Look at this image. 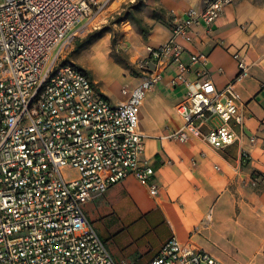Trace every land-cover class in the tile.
<instances>
[{
  "label": "built area",
  "instance_id": "1",
  "mask_svg": "<svg viewBox=\"0 0 264 264\" xmlns=\"http://www.w3.org/2000/svg\"><path fill=\"white\" fill-rule=\"evenodd\" d=\"M109 1L0 2V264H118L84 205L128 177L156 195L137 127L147 93L166 73H172L170 87L184 91L174 109L181 127L170 139L196 138L214 150L237 140L243 115L232 86L217 89L201 57L177 41H189L194 25L210 31L231 0H210L189 9L184 20L173 19L168 42L148 49L154 68L121 105L62 59L73 30L94 22ZM210 117L221 124L209 125ZM147 264L219 263L171 237Z\"/></svg>",
  "mask_w": 264,
  "mask_h": 264
},
{
  "label": "crops",
  "instance_id": "2",
  "mask_svg": "<svg viewBox=\"0 0 264 264\" xmlns=\"http://www.w3.org/2000/svg\"><path fill=\"white\" fill-rule=\"evenodd\" d=\"M208 1L128 0L135 5L127 10L148 28L146 38L130 21L115 27L116 51L124 52V63L107 59L105 40L89 46L92 56H99L112 73L110 78L93 79L86 66L75 65L113 105H121L144 71L154 68L148 49L168 42L173 19L184 20L189 9L200 10ZM177 41L186 53L201 57L217 89L232 86L243 115L237 140L214 150L196 138L184 143L170 139L181 127L174 109L184 91L170 87L168 72L147 93L138 116L137 129L144 136L142 160L154 170L150 185L156 195L128 177L106 193L92 195L84 212L118 264H147L171 237L219 264H264V0H231L210 31L194 25L189 41ZM105 220L123 230L137 227L136 237L144 244L138 246L127 236L125 247L113 250L115 234L105 231L101 236Z\"/></svg>",
  "mask_w": 264,
  "mask_h": 264
},
{
  "label": "rangeland",
  "instance_id": "3",
  "mask_svg": "<svg viewBox=\"0 0 264 264\" xmlns=\"http://www.w3.org/2000/svg\"><path fill=\"white\" fill-rule=\"evenodd\" d=\"M1 1L2 0H0V2ZM132 5H135V3ZM132 5L128 3V0H110L107 4L106 10L99 17H97L94 22L82 23L73 30V33L68 38L67 44L63 51L62 59L67 61L70 59V62L74 64L78 63L86 66L89 69V73L93 79L97 77H112V73L104 64L103 60L99 56H92L93 54L89 46L99 42L103 43L105 40L107 48L104 54L106 55L107 59L109 58L110 60L124 63V52L120 51V49H118V52L116 51V47L118 46V33L115 27L124 21H130L127 19V16L132 17L133 13L132 11H128L127 7ZM125 11L128 12V15L123 18L122 14H124ZM88 36L93 37L88 43H84V40ZM79 44H81V46L77 48L76 46ZM209 122L216 127L221 124V121L217 117L211 118ZM64 173L69 177L75 176V172L73 171L66 170ZM105 221L107 222V220ZM109 224H111V222H107L106 225L103 226L101 229V236L104 234L107 235V233L115 234V238H113L111 246L113 250L116 248H124V242L127 236L136 240V245L138 246L144 244L143 238L140 236L136 237L137 227H131L128 230H123L115 226H110ZM129 249L126 251H129Z\"/></svg>",
  "mask_w": 264,
  "mask_h": 264
},
{
  "label": "trees",
  "instance_id": "4",
  "mask_svg": "<svg viewBox=\"0 0 264 264\" xmlns=\"http://www.w3.org/2000/svg\"><path fill=\"white\" fill-rule=\"evenodd\" d=\"M127 13V14H126ZM128 15V12H124V14H122V17L124 18L125 16ZM127 19L131 21V23H133L137 28L138 31L140 32V34L142 35L143 39L146 38L147 32H148V28L144 25L141 24V22L139 20H137L136 18L132 17H128ZM93 36H88L85 40L84 43H88L89 40L92 38ZM81 46V44L77 45L76 47L79 48Z\"/></svg>",
  "mask_w": 264,
  "mask_h": 264
}]
</instances>
